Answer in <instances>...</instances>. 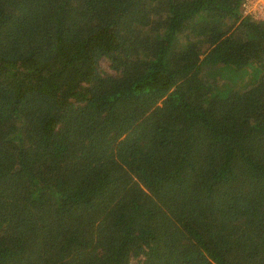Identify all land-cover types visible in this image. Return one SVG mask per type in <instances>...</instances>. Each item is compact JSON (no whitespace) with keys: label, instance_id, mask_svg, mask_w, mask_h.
Returning <instances> with one entry per match:
<instances>
[{"label":"trees","instance_id":"trees-1","mask_svg":"<svg viewBox=\"0 0 264 264\" xmlns=\"http://www.w3.org/2000/svg\"><path fill=\"white\" fill-rule=\"evenodd\" d=\"M243 2L0 0V264H264Z\"/></svg>","mask_w":264,"mask_h":264},{"label":"built area","instance_id":"built-area-1","mask_svg":"<svg viewBox=\"0 0 264 264\" xmlns=\"http://www.w3.org/2000/svg\"><path fill=\"white\" fill-rule=\"evenodd\" d=\"M242 10L257 19L264 20V0H244Z\"/></svg>","mask_w":264,"mask_h":264},{"label":"rangeland","instance_id":"rangeland-1","mask_svg":"<svg viewBox=\"0 0 264 264\" xmlns=\"http://www.w3.org/2000/svg\"><path fill=\"white\" fill-rule=\"evenodd\" d=\"M246 70H248V67H247V69ZM246 70H244V68L241 70L242 72H240V74H245L244 76H243V79H242V83L239 85V83L237 84L239 87H241V88H245L246 86H247V77H248V75H247V73L245 72ZM239 71H240V69H239ZM248 71H250V70H248ZM251 72V71H250ZM252 75V77L253 78H255L257 75L256 74H251ZM258 79V78H257ZM243 83H245V85L243 84Z\"/></svg>","mask_w":264,"mask_h":264}]
</instances>
